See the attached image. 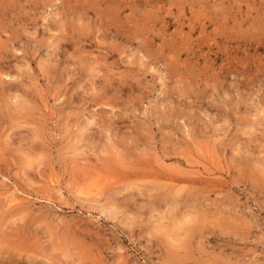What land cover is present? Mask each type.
<instances>
[{"label":"rangeland","instance_id":"374dc122","mask_svg":"<svg viewBox=\"0 0 264 264\" xmlns=\"http://www.w3.org/2000/svg\"><path fill=\"white\" fill-rule=\"evenodd\" d=\"M0 264H264V0H0Z\"/></svg>","mask_w":264,"mask_h":264},{"label":"bare ground","instance_id":"6f19581e","mask_svg":"<svg viewBox=\"0 0 264 264\" xmlns=\"http://www.w3.org/2000/svg\"><path fill=\"white\" fill-rule=\"evenodd\" d=\"M15 194H12V196H11V198L9 199L10 200V202H18L19 200H20V193H18L17 194V192H14ZM23 193V192H22ZM7 198V197H6ZM7 203H8V201H7ZM13 205H14V203H13Z\"/></svg>","mask_w":264,"mask_h":264}]
</instances>
